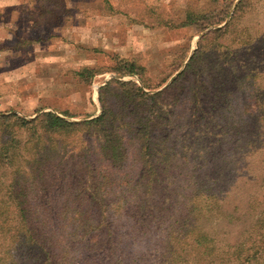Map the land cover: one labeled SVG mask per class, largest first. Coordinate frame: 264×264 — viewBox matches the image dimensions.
I'll list each match as a JSON object with an SVG mask.
<instances>
[{"label": "rangeland", "instance_id": "374dc122", "mask_svg": "<svg viewBox=\"0 0 264 264\" xmlns=\"http://www.w3.org/2000/svg\"><path fill=\"white\" fill-rule=\"evenodd\" d=\"M41 2L54 11L43 12ZM241 2L0 0V118L33 119L43 112H65L73 116L70 121L94 118L102 112L100 89L110 80L143 87L138 75L115 73L120 64L134 62L151 87L145 91L161 93L157 103L167 114L164 123L171 120L167 145L172 151L161 162L157 146L151 158L155 173L137 174L140 183L115 216L110 198L88 203L97 180L84 171L61 181L55 177L59 186L51 178L30 182L23 167L15 188L14 171L0 168V201H9L6 206L15 212L38 214L61 208L67 197L66 203L74 202L73 196L87 198L67 205L102 211L96 218L102 234L113 228L110 236L116 238H102L110 243L103 248L111 252L117 246L122 264H264V256L249 263L234 257L264 220V0H247L239 7ZM188 13L202 19L184 26ZM225 15V21L204 29ZM234 16L229 31L213 34ZM197 50L202 54L195 70L186 71ZM85 69L94 71L92 79L78 76ZM25 138L20 131V139ZM8 140L0 133V150ZM100 143L97 134H78L57 160L72 167L90 153L91 173L101 165L116 172L94 157ZM125 163L136 170L130 158ZM23 184L32 189L23 192ZM205 246L212 252L206 254ZM77 260L112 264L99 262L94 251ZM11 262L42 264V259L34 263L21 253Z\"/></svg>", "mask_w": 264, "mask_h": 264}, {"label": "trees", "instance_id": "16d2710c", "mask_svg": "<svg viewBox=\"0 0 264 264\" xmlns=\"http://www.w3.org/2000/svg\"><path fill=\"white\" fill-rule=\"evenodd\" d=\"M246 1L242 0L239 7L245 5ZM40 8L43 12L54 11L53 7H45L43 2ZM201 19L202 17L197 16L196 18V15L188 13L184 26L197 25ZM226 19L227 15L210 22L204 29L218 25ZM234 20L235 16L228 25L217 29L213 34L229 31L234 25ZM246 39L249 38L240 37L239 41ZM248 42L249 40L246 43ZM199 54L202 53L197 50L191 57L186 71L195 70L194 64ZM120 65V68L115 69V73L120 76L138 75L143 87L133 81L110 80L100 89L99 100L102 112L94 118L70 121L68 118H73V116L65 112L60 114L43 112L33 119H27L18 114L4 115L0 118L1 136L9 138L0 150V168L6 167L14 171L15 188L20 187L17 182H19L18 176L23 167L26 168L25 174L30 182L34 180L46 182L50 178L58 182L59 180L55 178L57 176L61 177V181L65 177L72 178L76 173L88 172L97 180L95 192L88 203L95 204L110 198L115 205V216L125 207L128 197L140 183V177L137 174L145 176L155 173L156 168L151 158L157 146L160 148L157 151L158 155L163 157L161 162L168 161L169 154L172 152L170 145H167L171 138L169 134L171 120L168 119L164 123L167 114L160 109L157 103L161 93L151 95L145 91V89L151 90V87L141 76L143 69L136 63L124 62ZM185 72L175 79V84L180 82ZM78 76L89 80L94 77V71L85 69L79 72ZM20 131L26 135L24 140L20 139ZM78 134H97L98 140H102V143L95 149L94 157L98 156L99 162L108 164L109 168L116 172L110 173L106 166L101 165L91 173V167L94 165L90 160V153L84 154L74 166L64 167L62 161L59 160V162L57 159L64 158V153H61L62 149L66 148L70 138ZM130 149L134 152L132 153ZM26 156H28L27 159ZM127 158L133 160L136 170H128L130 165L125 163ZM22 161L24 165L19 168V163ZM24 181L29 182L25 179ZM70 185L73 187L72 182ZM31 189L30 184L29 186L23 184V192ZM69 191L70 189L67 188L64 194H68ZM12 197L13 194L10 198ZM68 198L60 202L62 203L61 208L55 211L44 209L38 214L37 211L28 209L15 212L6 206L9 201L1 200L0 264H15L11 262L12 257H18L21 253L32 258L34 263L41 262L42 259V264H75V261H79L77 257L91 254L93 251L99 262L122 264V258L117 255V246L111 252L108 248H103L110 243L103 242L102 238H105V241L111 239L114 242L116 238L110 236L113 228L109 230V235L102 234V226L96 219L99 215L100 217L104 215L102 211L80 207L71 208L67 204H80L87 198L76 200L73 196L74 202L69 200L66 203ZM10 204H13L12 200ZM255 232H257L255 237L250 234L247 241L235 250L234 257L246 260L243 263H249L251 260L264 256V220ZM202 238L203 241L206 239L204 236ZM11 240L13 241L10 243ZM196 244L198 246L202 244L201 237L198 238ZM202 249L206 254L210 252L209 246Z\"/></svg>", "mask_w": 264, "mask_h": 264}]
</instances>
